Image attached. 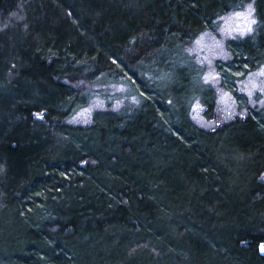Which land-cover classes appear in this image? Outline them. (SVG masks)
I'll return each instance as SVG.
<instances>
[{
	"label": "trees",
	"instance_id": "1",
	"mask_svg": "<svg viewBox=\"0 0 264 264\" xmlns=\"http://www.w3.org/2000/svg\"><path fill=\"white\" fill-rule=\"evenodd\" d=\"M249 4L215 62L246 115L203 129L188 49ZM263 65L264 0H0V264H264V106L238 91ZM77 83L136 103L72 125Z\"/></svg>",
	"mask_w": 264,
	"mask_h": 264
},
{
	"label": "rangeland",
	"instance_id": "2",
	"mask_svg": "<svg viewBox=\"0 0 264 264\" xmlns=\"http://www.w3.org/2000/svg\"><path fill=\"white\" fill-rule=\"evenodd\" d=\"M254 24V10L252 4H249L240 10L222 16L218 20L214 32L202 33L189 47L188 54L194 58L202 69L203 82L211 85L216 93L215 115L212 119L204 117V107L199 101L193 103L190 116L198 127L212 130L236 117H244L246 115V110L238 109L232 95L220 87L219 76L215 70V62L226 61L229 58V54L225 43L228 40L250 34ZM75 85H78L80 89L86 92L91 91L92 98L87 107L79 110L67 121L72 125H89L92 121L93 112L106 109L107 101L109 100L112 101V109L114 110L124 106L130 107L136 103L134 98L126 97L124 88L119 86L91 87L86 83H77ZM238 91L246 96L249 108L263 107L264 65L240 81Z\"/></svg>",
	"mask_w": 264,
	"mask_h": 264
},
{
	"label": "snow or ice",
	"instance_id": "3",
	"mask_svg": "<svg viewBox=\"0 0 264 264\" xmlns=\"http://www.w3.org/2000/svg\"><path fill=\"white\" fill-rule=\"evenodd\" d=\"M37 115H40V114L37 113ZM260 250H261L262 252H264V244L261 245Z\"/></svg>",
	"mask_w": 264,
	"mask_h": 264
}]
</instances>
